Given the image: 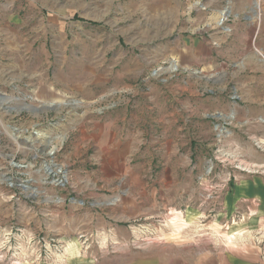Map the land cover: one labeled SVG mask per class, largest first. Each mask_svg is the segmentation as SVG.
Returning a JSON list of instances; mask_svg holds the SVG:
<instances>
[{
	"label": "rangeland",
	"instance_id": "1",
	"mask_svg": "<svg viewBox=\"0 0 264 264\" xmlns=\"http://www.w3.org/2000/svg\"><path fill=\"white\" fill-rule=\"evenodd\" d=\"M0 264H264V0H0Z\"/></svg>",
	"mask_w": 264,
	"mask_h": 264
},
{
	"label": "bare ground",
	"instance_id": "2",
	"mask_svg": "<svg viewBox=\"0 0 264 264\" xmlns=\"http://www.w3.org/2000/svg\"><path fill=\"white\" fill-rule=\"evenodd\" d=\"M222 13L224 14V13H225V11H222Z\"/></svg>",
	"mask_w": 264,
	"mask_h": 264
}]
</instances>
